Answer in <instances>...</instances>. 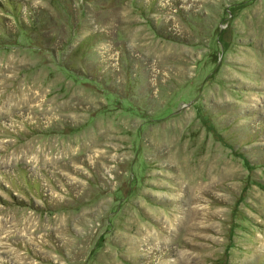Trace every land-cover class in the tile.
<instances>
[{"label": "rangeland", "instance_id": "obj_1", "mask_svg": "<svg viewBox=\"0 0 264 264\" xmlns=\"http://www.w3.org/2000/svg\"><path fill=\"white\" fill-rule=\"evenodd\" d=\"M0 264H264V0H0Z\"/></svg>", "mask_w": 264, "mask_h": 264}]
</instances>
